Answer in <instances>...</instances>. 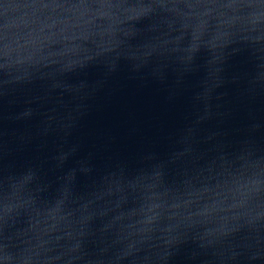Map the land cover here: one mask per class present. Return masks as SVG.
I'll return each mask as SVG.
<instances>
[{
	"label": "water",
	"instance_id": "95a60500",
	"mask_svg": "<svg viewBox=\"0 0 264 264\" xmlns=\"http://www.w3.org/2000/svg\"><path fill=\"white\" fill-rule=\"evenodd\" d=\"M0 264H264V0H0Z\"/></svg>",
	"mask_w": 264,
	"mask_h": 264
}]
</instances>
